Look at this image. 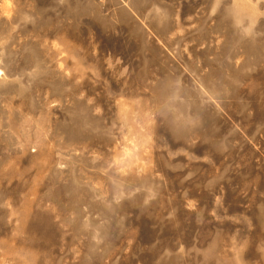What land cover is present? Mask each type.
I'll return each mask as SVG.
<instances>
[{
	"label": "rangeland",
	"instance_id": "rangeland-1",
	"mask_svg": "<svg viewBox=\"0 0 264 264\" xmlns=\"http://www.w3.org/2000/svg\"><path fill=\"white\" fill-rule=\"evenodd\" d=\"M0 264H264V0H0Z\"/></svg>",
	"mask_w": 264,
	"mask_h": 264
}]
</instances>
